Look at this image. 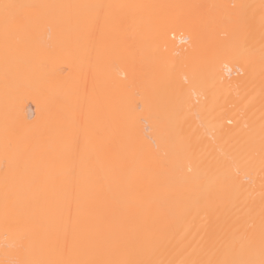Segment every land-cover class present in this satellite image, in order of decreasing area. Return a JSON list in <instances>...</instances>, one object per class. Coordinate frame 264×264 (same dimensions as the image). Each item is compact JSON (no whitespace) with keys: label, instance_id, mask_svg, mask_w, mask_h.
<instances>
[{"label":"bare ground","instance_id":"6f19581e","mask_svg":"<svg viewBox=\"0 0 264 264\" xmlns=\"http://www.w3.org/2000/svg\"><path fill=\"white\" fill-rule=\"evenodd\" d=\"M0 264H264V0H0Z\"/></svg>","mask_w":264,"mask_h":264},{"label":"snow or ice","instance_id":"6c2138e0","mask_svg":"<svg viewBox=\"0 0 264 264\" xmlns=\"http://www.w3.org/2000/svg\"><path fill=\"white\" fill-rule=\"evenodd\" d=\"M0 7L3 8L5 19L7 20L10 10L17 8L18 6L14 5V4H10V3H4V4L0 5Z\"/></svg>","mask_w":264,"mask_h":264}]
</instances>
